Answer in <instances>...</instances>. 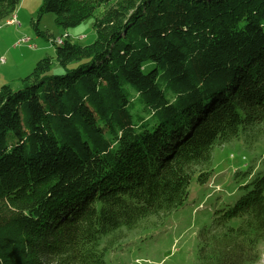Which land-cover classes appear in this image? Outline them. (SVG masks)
Segmentation results:
<instances>
[{"label":"trees","instance_id":"trees-1","mask_svg":"<svg viewBox=\"0 0 264 264\" xmlns=\"http://www.w3.org/2000/svg\"><path fill=\"white\" fill-rule=\"evenodd\" d=\"M19 3L0 0V22ZM42 13L63 28L94 16L96 37L44 33L61 72L43 57L20 88L0 85V264H106L123 230L210 180L215 146L264 134V0H42ZM240 187L198 230L197 264L259 261L264 157Z\"/></svg>","mask_w":264,"mask_h":264},{"label":"rangeland","instance_id":"rangeland-1","mask_svg":"<svg viewBox=\"0 0 264 264\" xmlns=\"http://www.w3.org/2000/svg\"><path fill=\"white\" fill-rule=\"evenodd\" d=\"M17 5L14 14L20 25L0 22V85L20 88L21 79L43 57H51L53 73L61 72L55 59V45L44 33L52 40L68 36L82 45L96 37L94 16L74 27L63 28L55 23L53 13L38 16L42 0H20ZM33 22H37L43 34L34 30ZM127 91L132 89L128 87ZM131 98L135 100L136 95ZM243 137L240 134L238 139L213 148L212 177L206 184L198 183L196 176L191 178L182 206L167 216L146 219L134 229L123 230L112 250L107 251L106 264H197L198 230L210 223L215 210L231 204L243 192L240 186L262 168L264 134L249 143ZM256 264H264V245Z\"/></svg>","mask_w":264,"mask_h":264},{"label":"built area","instance_id":"built-area-1","mask_svg":"<svg viewBox=\"0 0 264 264\" xmlns=\"http://www.w3.org/2000/svg\"><path fill=\"white\" fill-rule=\"evenodd\" d=\"M7 24H16V25H20L17 20H16V17L14 15L10 16V17H7V19L4 20ZM63 38H57V39H54V42L60 44L61 41H62ZM3 61V59L1 60Z\"/></svg>","mask_w":264,"mask_h":264},{"label":"crops","instance_id":"crops-1","mask_svg":"<svg viewBox=\"0 0 264 264\" xmlns=\"http://www.w3.org/2000/svg\"><path fill=\"white\" fill-rule=\"evenodd\" d=\"M14 16H15V14H14ZM16 17V16H15ZM16 25V24H15ZM61 37V36H60ZM60 37H58V38H60ZM61 38H63V37H61ZM55 39V38H54ZM57 39V38H56Z\"/></svg>","mask_w":264,"mask_h":264}]
</instances>
